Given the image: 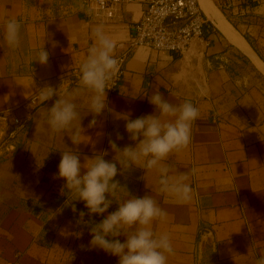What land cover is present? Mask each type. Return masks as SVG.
I'll list each match as a JSON object with an SVG mask.
<instances>
[{
    "label": "crops",
    "instance_id": "0c3cea01",
    "mask_svg": "<svg viewBox=\"0 0 264 264\" xmlns=\"http://www.w3.org/2000/svg\"><path fill=\"white\" fill-rule=\"evenodd\" d=\"M243 1L247 14L234 9L229 18L264 61V0ZM83 6V0H0V189L13 186L0 193V211L6 212L0 215V256L12 258L21 252L24 264L53 263L54 255L43 244L48 221L35 223L25 208L3 203L14 195L22 200L66 193L65 181L56 177L61 152L69 148L78 150L84 163L85 157L103 151L106 160H113L110 139L120 148L135 146L123 118L154 114L149 99L158 90L172 103L190 101L199 110L191 143L162 162L172 177L189 173L192 197L183 202L162 191L157 169L134 166L122 169L115 179L133 196L151 195L167 212V219L154 222L153 230L171 238L174 254L168 264H254L264 254V74L218 27L220 31L214 27L195 39L183 55L139 46L127 61L119 90L106 93V110L95 117L94 127H89L90 94L74 100L81 117L74 124L83 130L81 143L73 145L70 133H53L40 119L55 99L41 103V88L78 87L70 73L80 69L95 43L97 26L116 42L115 54L121 52L147 0L121 4L110 22L85 19ZM8 18L21 25L15 49L4 38ZM43 43L49 52L47 65L34 61ZM239 64L248 67L247 73ZM15 117L21 124H14ZM117 134L123 139L117 140ZM16 179H23L18 192ZM126 198V193H117L109 212Z\"/></svg>",
    "mask_w": 264,
    "mask_h": 264
},
{
    "label": "clouds",
    "instance_id": "9594fccd",
    "mask_svg": "<svg viewBox=\"0 0 264 264\" xmlns=\"http://www.w3.org/2000/svg\"><path fill=\"white\" fill-rule=\"evenodd\" d=\"M21 25L16 18L4 22V38L10 48L20 45ZM95 43L89 48L85 60L80 65L79 85L71 91L45 86L41 88V103L52 101L50 108L43 111L40 119L53 133H70L73 145L81 143V126L74 122L81 120L74 100L89 93V108L93 119L89 127L97 123L95 117L106 110L107 90L118 74L119 61L116 58V42L109 37L102 26L93 29ZM55 46V45H54ZM35 62L47 65L49 52L44 43L35 57ZM149 103L156 111L131 119L127 114L125 131L135 146L120 148L116 141L109 140V147L116 153L113 160L104 157L107 151L95 153L84 158L78 150L69 148L61 152L57 177L65 181L62 191L66 190L74 199L82 201L87 212L80 211L83 221L85 215H98L99 222H88L91 240L89 248L99 249L118 258V264H168L169 255L174 254L169 234H157L153 230L156 221L167 219V212L162 209L151 195L136 197L131 195L126 185L115 177L122 174V169L139 167L144 170L157 169L161 173V190L169 192L179 200L187 202L192 197L189 173L176 177L169 175V169L163 166L170 155L188 147L192 139V125L199 117V110L190 101L172 103L160 91H155ZM8 112L5 111V117ZM83 130V129H82ZM117 140L123 136L117 134ZM117 155L119 158H117ZM119 165V167H118ZM193 172L195 170H192ZM126 193V199L118 204L115 211L109 212L117 193ZM73 212L77 209L72 205ZM120 237H124L123 241ZM254 264H264V254L259 255Z\"/></svg>",
    "mask_w": 264,
    "mask_h": 264
},
{
    "label": "built area",
    "instance_id": "2783aa9c",
    "mask_svg": "<svg viewBox=\"0 0 264 264\" xmlns=\"http://www.w3.org/2000/svg\"><path fill=\"white\" fill-rule=\"evenodd\" d=\"M80 9L85 19L94 22L114 21L119 6L132 0H83ZM221 11L229 16L234 9L239 15H246L248 8L243 0H215ZM215 27L204 13L199 0H147L142 17L133 24V31L125 42L123 50L115 54L119 61V71L114 78L108 94L119 90L126 72L129 57L139 46L153 50H163L183 55L197 38H203L208 30ZM79 68L71 70L70 81H79ZM36 97L31 98L35 102ZM14 124H21L19 117ZM5 264H23L20 253L7 260Z\"/></svg>",
    "mask_w": 264,
    "mask_h": 264
},
{
    "label": "rangeland",
    "instance_id": "374dc122",
    "mask_svg": "<svg viewBox=\"0 0 264 264\" xmlns=\"http://www.w3.org/2000/svg\"><path fill=\"white\" fill-rule=\"evenodd\" d=\"M213 1L221 11L218 3L215 0ZM224 16L234 25V27L237 28L236 24L232 22L229 16L226 14H224ZM215 28L217 27L215 26ZM217 30L219 29L217 28ZM227 42L231 44L229 41ZM231 45L233 48L237 49L233 44ZM246 64L248 65L247 62ZM239 65H241L240 69L244 73H247L248 67L244 64ZM261 74L262 73H259V71L256 72V75H259V77L262 76ZM263 85L264 84H262V86ZM22 182L23 179H16L15 190L17 192L19 191ZM12 187L13 186H6L5 189L1 188L0 193L5 192V190L11 191ZM2 198H4V195L2 197L0 194V201ZM12 198L13 200L11 199L8 202H4L3 205L21 206L22 208H25V211L30 214L29 217L35 220V223L43 220L48 221V224L44 229L43 244L50 248V252L54 255L52 264H117L114 256L99 249L89 248L91 235L89 233L88 222H99L103 217L98 215H85L83 221H81L79 212H87V209L82 201H72L74 197L70 193H62L59 191L53 194H48L42 198L31 197L20 200L21 197L19 195H14ZM73 204H75L77 209L76 212H73ZM5 213L6 212L0 211V215H4ZM17 253H20L21 256L23 255L21 252H16L15 254ZM12 258H3L0 256V264H5L7 260ZM205 264L214 263L207 261Z\"/></svg>",
    "mask_w": 264,
    "mask_h": 264
},
{
    "label": "bare ground",
    "instance_id": "6f19581e",
    "mask_svg": "<svg viewBox=\"0 0 264 264\" xmlns=\"http://www.w3.org/2000/svg\"><path fill=\"white\" fill-rule=\"evenodd\" d=\"M206 16L218 27L226 38L247 54L256 67L264 74V61L253 50L248 40L237 30L236 27L224 16L212 0H199Z\"/></svg>",
    "mask_w": 264,
    "mask_h": 264
},
{
    "label": "trees",
    "instance_id": "16d2710c",
    "mask_svg": "<svg viewBox=\"0 0 264 264\" xmlns=\"http://www.w3.org/2000/svg\"><path fill=\"white\" fill-rule=\"evenodd\" d=\"M247 38V40L249 41V38L247 36H245ZM250 42V41H249Z\"/></svg>",
    "mask_w": 264,
    "mask_h": 264
}]
</instances>
